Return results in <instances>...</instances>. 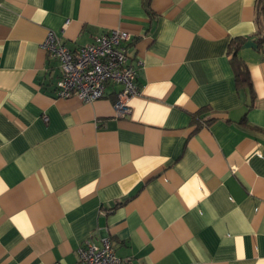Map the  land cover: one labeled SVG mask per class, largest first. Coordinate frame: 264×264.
Wrapping results in <instances>:
<instances>
[{
  "label": "crops",
  "instance_id": "obj_1",
  "mask_svg": "<svg viewBox=\"0 0 264 264\" xmlns=\"http://www.w3.org/2000/svg\"><path fill=\"white\" fill-rule=\"evenodd\" d=\"M0 0V264H264L258 0ZM130 35L140 94L60 99L49 31L72 49ZM252 88L238 84L235 39Z\"/></svg>",
  "mask_w": 264,
  "mask_h": 264
},
{
  "label": "built area",
  "instance_id": "obj_2",
  "mask_svg": "<svg viewBox=\"0 0 264 264\" xmlns=\"http://www.w3.org/2000/svg\"><path fill=\"white\" fill-rule=\"evenodd\" d=\"M130 41L128 33L111 30L86 46L72 49L56 32L49 31L42 46L61 70L55 95L60 99L77 97L84 103H92L105 97L109 84H119L123 90L115 109L118 116L128 115L130 98L140 94L137 71L129 64ZM77 253L79 264H133L130 258H121L115 253L109 237L102 240L101 246L85 241Z\"/></svg>",
  "mask_w": 264,
  "mask_h": 264
},
{
  "label": "trees",
  "instance_id": "obj_3",
  "mask_svg": "<svg viewBox=\"0 0 264 264\" xmlns=\"http://www.w3.org/2000/svg\"><path fill=\"white\" fill-rule=\"evenodd\" d=\"M149 6V0L147 1ZM256 22L258 25V32L256 34V44L258 49L264 47V0H258V11ZM245 40L235 39L230 43L229 54L232 56L231 63L233 65L235 76L238 84L247 83L252 88L251 78L248 68L241 64L238 57V52L243 46Z\"/></svg>",
  "mask_w": 264,
  "mask_h": 264
}]
</instances>
